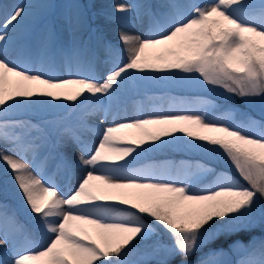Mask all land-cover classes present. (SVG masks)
<instances>
[{"label":"snow or ice","instance_id":"snow-or-ice-1","mask_svg":"<svg viewBox=\"0 0 264 264\" xmlns=\"http://www.w3.org/2000/svg\"><path fill=\"white\" fill-rule=\"evenodd\" d=\"M129 7L117 3L114 11L126 14ZM138 7L148 34L121 31L125 58L104 73H97L99 57L87 43L74 36L71 48L59 46L50 28L21 53L39 67L9 60L10 26L14 31L26 7L15 5L0 23V162L27 216L21 221L0 203V264H264V212L253 216L264 200V111L259 119L244 113L236 121L230 110L215 117L206 107L146 112L140 104L133 118L109 119L124 102L133 70L196 75L229 96L264 102V0H164L156 8ZM70 22L78 33L84 23L79 6ZM104 48L111 57L114 46ZM58 60L77 71L68 78L54 75ZM51 101L79 108L76 123L9 118L14 110H39ZM124 132L138 138L123 140L118 134ZM176 133L217 146L240 179L220 173L197 191L195 185L213 172L203 164L134 166ZM49 140L78 149L75 165L61 154L84 169L68 194L46 175L50 156H39L41 142ZM161 229L171 243L153 240ZM242 234L247 242H228ZM221 240L226 244L191 259ZM231 254L235 260L223 259Z\"/></svg>","mask_w":264,"mask_h":264},{"label":"rangeland","instance_id":"rangeland-1","mask_svg":"<svg viewBox=\"0 0 264 264\" xmlns=\"http://www.w3.org/2000/svg\"><path fill=\"white\" fill-rule=\"evenodd\" d=\"M163 2L164 0H0V5L3 6L0 7V23H2L5 15L13 11L15 5H24L26 8L32 6L34 8L31 12L27 10L26 16L18 24L21 29L18 30L17 28L18 31H16L15 28L13 31L10 26L12 39L4 50V55L9 60L17 58L15 61H21L23 58L21 53L27 48H34L38 34L50 28L54 31L56 42L59 46L71 48L74 36H78L81 41L87 43L99 57L95 66L97 73H104L113 63H122L125 58V46L119 39L121 31L129 35L143 36L148 34V19L144 15V9L138 6L150 3L156 8ZM197 2L202 3L205 0H197ZM117 3L128 4L130 6L129 11L126 14L116 13L114 6ZM77 6H79L83 13L84 23L81 30L78 33H74L70 21L77 10ZM105 44L115 45L120 49L114 48L111 57H109L105 52ZM10 49H14V51H10ZM27 67L35 69L39 65L30 61V65H27ZM76 71L77 67L75 64L68 66L58 60L53 74L62 78H68L70 73H75ZM133 73L131 78L135 77ZM160 74L152 73L148 76L142 74L140 77H143L142 84L144 86L140 87V93L127 97L121 105L115 106L113 108L114 116L109 117V119L124 120L133 118L140 114L137 111V106L140 104L144 106L146 112L152 110H196L206 107L215 117H220L226 110H230L234 113L236 121H239L244 113H249L259 119L261 112L264 111V102L259 99L248 102L236 96H229L219 87L204 84L196 75L188 76L183 73H176L165 78L163 81L166 82L161 83ZM157 84L162 85L161 91L149 89L152 85ZM136 86H141V84H137ZM172 87L178 90L174 92ZM80 112L81 110L75 108L72 102L51 101L50 105H44L39 110H14L9 114V118L29 119L33 123L41 120L55 121L62 126H71L76 123ZM90 122L99 123L94 117L90 118ZM118 135L123 140L138 138L130 132ZM89 139L95 141L98 138L93 136L89 137ZM177 146L185 155L182 159L173 162L172 158L168 157L160 161V163L147 160L144 163L137 162L134 166L138 167L144 164L176 166L183 163L203 164L212 169L213 172L206 175L195 185L197 191L209 187L214 182L215 176L220 173L232 175L240 179L226 155L217 146L208 145L205 142H183ZM73 152H78V149L71 142H68L67 146L63 147L56 145L52 140H49L47 143L41 142L39 149L40 157L50 156L49 168L46 175L51 176L58 185L59 190L65 194H68L77 186L79 179L74 178V176L78 173L84 174V170H81L80 167L70 166V164L75 165L77 163ZM61 154H64L68 158L70 164L61 160ZM31 158L30 154L29 160ZM49 169H53L54 174H57L58 177H53ZM240 182L247 186L246 182L242 179ZM7 192L16 204L15 206L9 203L10 209L16 210L21 221H26V213L22 212L25 209L22 207V201L11 181L10 173L5 174L4 165L0 162V203H7L8 200L5 195ZM262 212H264V200H258L257 206L253 210V216L259 218ZM254 234L260 235L261 232L257 229ZM153 240H159L164 244L171 243V241L163 240L160 233L154 236ZM132 259H137V257L133 256ZM223 259L235 260L236 254H231Z\"/></svg>","mask_w":264,"mask_h":264},{"label":"trees","instance_id":"trees-1","mask_svg":"<svg viewBox=\"0 0 264 264\" xmlns=\"http://www.w3.org/2000/svg\"><path fill=\"white\" fill-rule=\"evenodd\" d=\"M163 76H170L169 74L167 73H163L162 74ZM157 87V86H156ZM155 88V87H153ZM184 141H194V142H201V141H197V140H193L187 136H185L183 133H176V138L174 140H172L171 138H169V142L166 143L165 145L161 146V147H158V148H155V149H150L149 151H147L146 153H144V155L142 156V158H149V157H155V158H158V157H161L159 156V152H162L163 149L166 148V146L169 147V152H173V153H176L177 151L174 150L171 146H174L175 144L177 143H180V142H184ZM166 233V232H164ZM247 235H240V236H233L230 238V240L228 242H230L231 240H235L237 238H246ZM221 244H226L225 241L221 240V241H217L216 243L214 244H211V246H215V245H221Z\"/></svg>","mask_w":264,"mask_h":264},{"label":"bare ground","instance_id":"bare-ground-1","mask_svg":"<svg viewBox=\"0 0 264 264\" xmlns=\"http://www.w3.org/2000/svg\"><path fill=\"white\" fill-rule=\"evenodd\" d=\"M28 6V5H27ZM27 10H29L28 12H31L34 8L32 7V6H30V7H27L26 8ZM126 32H127V30H126ZM13 59V58H12ZM25 63H27V65H30V63H28V62H26L25 61ZM73 150H74V148H73ZM78 152H73V155L75 156V158L77 159V156L79 155V154H77ZM73 156V157H74ZM77 162V161H76ZM81 170H82V168H81ZM84 170V169H83ZM80 172H83V171H80ZM80 175L82 176L83 175V173H78L77 175H75L74 176V178H76V179H79L80 178Z\"/></svg>","mask_w":264,"mask_h":264}]
</instances>
